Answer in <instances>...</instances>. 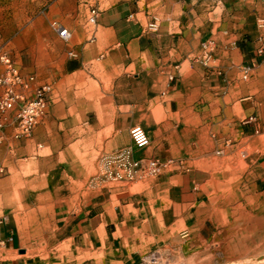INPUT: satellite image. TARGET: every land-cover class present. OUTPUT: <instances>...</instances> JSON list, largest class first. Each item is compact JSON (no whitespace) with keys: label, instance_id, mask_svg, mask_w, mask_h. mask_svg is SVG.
Returning <instances> with one entry per match:
<instances>
[{"label":"crops","instance_id":"1","mask_svg":"<svg viewBox=\"0 0 264 264\" xmlns=\"http://www.w3.org/2000/svg\"><path fill=\"white\" fill-rule=\"evenodd\" d=\"M263 21L264 2L255 0L112 3L99 12L93 34L83 28L71 46L58 50L47 114L27 138L12 139L13 127H6L0 153L8 159L36 143L54 147L55 129L58 154L71 149L78 129L100 135L106 150H118L119 134L129 137L132 125L143 122L152 129L151 146L136 150L135 157L182 169L168 173L165 180L177 177V182L169 185L170 204L159 215L168 231L187 234L180 223L193 217L196 190L207 178L193 163L215 150L211 139L224 156L240 154L252 167L264 164L263 147L253 144L264 120ZM246 138L252 139L249 152L242 149ZM110 152L100 160L102 170ZM53 169L41 168L47 184ZM7 180L0 178V184ZM99 185L95 177L88 185L91 193L50 194L63 210L78 201L69 238L73 259L82 260L72 264H143L142 244L127 223L130 199ZM14 225L0 215V264H42L22 252Z\"/></svg>","mask_w":264,"mask_h":264},{"label":"rangeland","instance_id":"2","mask_svg":"<svg viewBox=\"0 0 264 264\" xmlns=\"http://www.w3.org/2000/svg\"><path fill=\"white\" fill-rule=\"evenodd\" d=\"M116 1L119 0H0V52L8 53L23 74H34L38 82H51L54 86L50 77H57L58 50L71 46L83 28L88 35L94 33L95 25L88 22L91 7L100 12ZM80 15L84 17L82 23ZM53 23L67 27L72 39H62ZM3 70L0 62V74ZM137 125L148 133L152 130L143 122H135L132 127ZM259 128L253 144L264 149V120ZM88 130L78 129L66 153L53 151L57 148L56 129L54 147L36 143L8 159L0 153V178L8 177L6 183L0 184V215L14 220L26 257L42 264L81 262V257L73 259L69 238L72 210L78 201H69L63 210L52 195L91 193L89 182L97 177L100 188L122 191L130 199L127 223L133 237L142 244L143 264H264V164L252 167L240 154L224 156L217 152L218 145L211 139L215 150L193 163L204 170L207 178L196 190L193 217L180 223L179 228L189 232H170L159 214L170 204L169 185L176 183L177 177L165 179L168 173L182 169L169 166L158 176L135 181L105 180L100 160L116 147L106 150L102 137H91ZM117 140L123 143L118 149L131 145L130 131L129 137L119 134ZM251 140L246 138L242 149L249 152ZM150 146L151 139L146 147ZM44 166H55L51 184L41 173Z\"/></svg>","mask_w":264,"mask_h":264},{"label":"built area","instance_id":"3","mask_svg":"<svg viewBox=\"0 0 264 264\" xmlns=\"http://www.w3.org/2000/svg\"><path fill=\"white\" fill-rule=\"evenodd\" d=\"M98 14L97 7L90 8L89 24H96ZM53 25L62 39L66 41L71 39L72 32L67 27L57 23ZM260 51L263 52V49ZM0 62L4 65V70L0 74L1 143L5 140L4 130L9 125L13 127L14 140L33 133L48 112L54 86L51 82H38L34 74H23L20 66L6 52H0ZM250 70V66L244 68L246 73ZM130 133L131 145L107 153L103 157L102 175L105 180L128 182L155 177L160 175L169 164L154 157H135V151L145 148L150 143V137L147 130L140 125L133 126Z\"/></svg>","mask_w":264,"mask_h":264},{"label":"water","instance_id":"4","mask_svg":"<svg viewBox=\"0 0 264 264\" xmlns=\"http://www.w3.org/2000/svg\"><path fill=\"white\" fill-rule=\"evenodd\" d=\"M22 252H24V250H22Z\"/></svg>","mask_w":264,"mask_h":264}]
</instances>
